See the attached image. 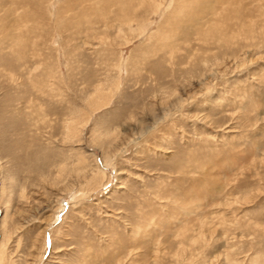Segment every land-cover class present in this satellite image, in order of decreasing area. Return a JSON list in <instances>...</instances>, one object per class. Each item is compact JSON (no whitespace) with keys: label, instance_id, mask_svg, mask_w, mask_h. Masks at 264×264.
Instances as JSON below:
<instances>
[{"label":"rangeland","instance_id":"1","mask_svg":"<svg viewBox=\"0 0 264 264\" xmlns=\"http://www.w3.org/2000/svg\"><path fill=\"white\" fill-rule=\"evenodd\" d=\"M116 1L0 0V264H264V0Z\"/></svg>","mask_w":264,"mask_h":264},{"label":"bare ground","instance_id":"2","mask_svg":"<svg viewBox=\"0 0 264 264\" xmlns=\"http://www.w3.org/2000/svg\"><path fill=\"white\" fill-rule=\"evenodd\" d=\"M118 1H120V0H117L116 2H118ZM121 1H122V0H121ZM130 1H131V0H130ZM146 1H147V0H146ZM140 2H141V1H140ZM237 2H238V1H237ZM128 3H129V1H128ZM131 3H133V2H131ZM218 3H219V2H218ZM220 3H221V2H220ZM220 3H219V4H220ZM133 4H135V3H133ZM138 4H140V3H138ZM138 4H137V5H138ZM115 5H116V4H115ZM148 5H149V4H148ZM209 5H210V4H209ZM231 5H232V7H233V4H231ZM231 5H230V6H231ZM237 5H238V4H237ZM227 6H228V5H227ZM130 7H131V5H130ZM226 8H227V7H226ZM135 9H136V8H135ZM140 9H141V8H140ZM234 9H235V8H234ZM227 11H229V10H227ZM227 11H226V12H227ZM118 12H119V11H118ZM115 13H116V12H115ZM169 13H170V12H169ZM206 13L209 14V12H206ZM127 14H128V13H127ZM130 14H131V13H130ZM130 14H129V15H130ZM211 15H212V14H211ZM117 16H118V15H117ZM124 16H125V15H124ZM124 16H123V17H124ZM130 16H131V15H130ZM133 16H134V15H133ZM211 17H212V16H211ZM119 18H122V17H119ZM126 18H127V17H126ZM135 19H136V18H135ZM123 20H125V22L127 21V20L125 19V17L123 18ZM123 22H124V21H123ZM119 23H120V22H119ZM128 24H129V23H128ZM183 24H184V23H183ZM117 25H118V24H117ZM183 27H184V26H183ZM212 29H213V28H212ZM120 30H121V28H120ZM120 30H119V31H120ZM232 34H233V33H232ZM167 39H168V38H167ZM67 129H69V128H67Z\"/></svg>","mask_w":264,"mask_h":264}]
</instances>
